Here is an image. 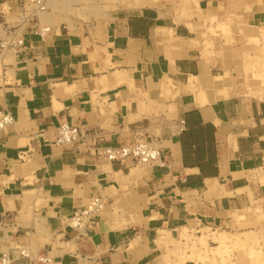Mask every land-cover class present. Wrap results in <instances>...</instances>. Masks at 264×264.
I'll return each mask as SVG.
<instances>
[{"label": "crops", "instance_id": "0c3cea01", "mask_svg": "<svg viewBox=\"0 0 264 264\" xmlns=\"http://www.w3.org/2000/svg\"><path fill=\"white\" fill-rule=\"evenodd\" d=\"M23 1L0 0V42L13 31L23 39L0 47V111L13 116L0 134V258L27 264V248L54 264H174L166 245L183 226L227 225L248 205L247 187L264 196L249 178L264 176V100L222 87L220 59L188 25L146 7L81 26L33 11L19 27L9 19ZM200 3L232 28L264 24V0ZM62 121L83 140L57 144ZM141 138L159 142L163 167L95 154ZM93 194L105 208L84 231L69 227Z\"/></svg>", "mask_w": 264, "mask_h": 264}, {"label": "rangeland", "instance_id": "374dc122", "mask_svg": "<svg viewBox=\"0 0 264 264\" xmlns=\"http://www.w3.org/2000/svg\"><path fill=\"white\" fill-rule=\"evenodd\" d=\"M53 1L49 2L46 12H59L62 19H66L67 15V20L71 18L73 24L77 22L75 26L107 21L114 13L134 10L115 8L112 6V0H56V6ZM157 2L153 8L161 11L165 19L163 21L188 25L195 31L204 53L207 56L216 55L220 59L223 70L215 69L214 74L223 75L218 79L222 87L228 90L238 88L240 94L233 93L232 96L239 99L259 100L255 96L262 92L264 94V24L232 28V20L228 16L218 19L204 12L200 0ZM97 9L102 11L96 12ZM4 11L10 13L7 5ZM33 11L39 12L33 0H26L22 12L14 16L15 19L10 18L9 22L17 23L20 27L34 16ZM47 19L44 16V20ZM195 21L196 25L193 23ZM73 24L69 26L75 27ZM44 26L46 27H42ZM260 164L264 166V163ZM250 174V180L264 183L263 174L259 177L255 170ZM255 188H246L250 197L248 205L230 213L232 222L227 225L209 224L198 220L192 225L183 226L181 237L179 238L178 231V235L166 245V261L174 264H264V196L257 194Z\"/></svg>", "mask_w": 264, "mask_h": 264}, {"label": "built area", "instance_id": "2783aa9c", "mask_svg": "<svg viewBox=\"0 0 264 264\" xmlns=\"http://www.w3.org/2000/svg\"><path fill=\"white\" fill-rule=\"evenodd\" d=\"M24 0L23 2H25ZM37 9L47 10L46 0H33ZM40 35L44 36L50 32L51 27H40ZM23 45V39L15 31L11 32L5 41L0 42V47L4 50L14 49ZM13 123V116L10 112L0 111V134L10 124ZM85 135L79 126L73 125L67 121H62L58 126L56 143L72 144L83 140ZM97 157L105 158L111 162L133 161L142 165H157L163 167L165 165L160 144L155 139L141 138L130 143H122L119 145L98 144L94 146ZM105 200L100 194H93L87 204L74 211V213L66 220L67 225L75 230L84 231L95 217L105 208ZM19 254L23 258L28 259L27 264H54L53 257L48 253H32L27 248H18ZM14 261L10 253L2 255L0 264H12Z\"/></svg>", "mask_w": 264, "mask_h": 264}, {"label": "bare ground", "instance_id": "6f19581e", "mask_svg": "<svg viewBox=\"0 0 264 264\" xmlns=\"http://www.w3.org/2000/svg\"><path fill=\"white\" fill-rule=\"evenodd\" d=\"M51 1H53V0H46V6H48V4H49V2H51ZM158 0H112V6L113 7H120V8H134V9H141V8H146V7H155L157 4H158V2H157ZM92 2V1H91ZM53 3H54V6H56V0L55 1H53ZM53 5V4H52ZM98 5H99V3H98ZM107 5V4H106ZM87 6V5H86ZM111 6V7H112ZM70 8V7H69ZM94 9H96V8H94ZM105 9V8H104ZM108 9V8H107ZM37 10H39V14H41L42 16L44 15V16H46V19L48 18H51V17H49V16H51V15H49L50 13H47L46 12V10H41V9H37ZM70 10V9H69ZM76 11V10H75ZM79 11V10H78ZM96 12H101L100 10H95ZM91 12H94V10H91ZM61 13V12H60ZM71 13V12H70ZM24 14V13H23ZM84 14V13H83ZM95 14V13H94ZM49 15V16H48ZM41 16V17H42ZM44 16H43V19H44ZM86 16V15H85ZM96 16V15H95ZM25 17V16H24ZM25 18H27V17H25ZM47 19V20H48ZM23 22V21H22ZM69 23V22H68ZM10 53V52H9ZM8 53V51H7V54H9ZM12 53V52H11ZM6 60V59H5ZM258 98H260V99H262V100H264V94H263V92L262 93H259V96H257Z\"/></svg>", "mask_w": 264, "mask_h": 264}]
</instances>
